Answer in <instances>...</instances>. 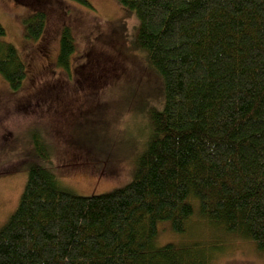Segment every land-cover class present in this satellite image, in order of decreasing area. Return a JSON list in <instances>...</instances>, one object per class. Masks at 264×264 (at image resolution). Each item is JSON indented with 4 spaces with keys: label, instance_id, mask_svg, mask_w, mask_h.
Here are the masks:
<instances>
[{
    "label": "trees",
    "instance_id": "1",
    "mask_svg": "<svg viewBox=\"0 0 264 264\" xmlns=\"http://www.w3.org/2000/svg\"><path fill=\"white\" fill-rule=\"evenodd\" d=\"M23 1L35 10L27 36L40 39L49 1ZM118 1L135 10L165 90L136 176L83 197L33 166L0 231V264H211L204 247L156 246L160 223L183 233L195 209L264 251V0ZM5 35L0 24V74L19 91L26 66ZM74 50L65 30L58 65Z\"/></svg>",
    "mask_w": 264,
    "mask_h": 264
},
{
    "label": "rangeland",
    "instance_id": "2",
    "mask_svg": "<svg viewBox=\"0 0 264 264\" xmlns=\"http://www.w3.org/2000/svg\"><path fill=\"white\" fill-rule=\"evenodd\" d=\"M48 1L44 34L35 40L26 23L35 10L23 0H0L2 40L26 66L19 91L0 74V231L37 164L83 197L130 184L152 138L153 116L165 107L163 79L138 45L135 10L118 0ZM65 30L75 44L68 68L57 62ZM198 211L183 233L160 223L156 246L204 247L211 264H264L252 240L226 233Z\"/></svg>",
    "mask_w": 264,
    "mask_h": 264
}]
</instances>
